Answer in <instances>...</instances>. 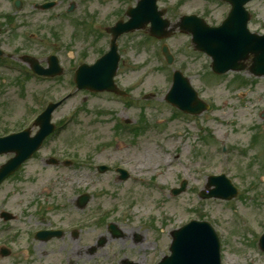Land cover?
Here are the masks:
<instances>
[{
	"label": "rangeland",
	"instance_id": "374dc122",
	"mask_svg": "<svg viewBox=\"0 0 264 264\" xmlns=\"http://www.w3.org/2000/svg\"><path fill=\"white\" fill-rule=\"evenodd\" d=\"M13 1L0 0V14L15 18L11 24H7L3 19L0 20V29L5 30L4 34L0 35L3 50L11 53L22 48L38 59H45L50 54H55L67 71L60 80L52 82L39 83L34 79L30 80L24 90L20 91L11 85L16 74L0 68V121L1 125L11 129L19 124L30 123L25 119L28 109L35 108L39 111L47 102L59 100L67 94L73 96L74 89L69 86L71 80L68 73L69 67L77 64L83 54H86L84 57L86 62H93L98 57L97 51L93 49V37L88 38L87 41L78 39L72 23L70 24L71 19L78 20L80 16H83L91 23L95 15L97 20L111 23L115 16L122 14V10L127 5V2L122 0H62L59 7L48 13H42L35 11L31 6L36 1L44 0H23L25 5L23 4L20 11L15 10ZM70 3L75 6L74 14L64 19L61 13L69 7ZM159 7L167 10L165 17L170 22L177 21L182 14H190L194 11L203 13L208 7H212L215 14L222 12L221 8L208 4L207 0H159ZM251 8L260 13L261 27H258V30L261 32L264 30V0H257ZM21 21L27 22L26 25L20 24ZM38 29H40L42 41L31 43L28 41L29 33ZM13 32L17 35L16 37L11 35ZM52 33L58 34V41ZM140 34L143 35V33ZM133 35L121 40L117 84L131 88L129 95L131 94V97L137 101L144 102L140 107L145 110L144 118L149 119V121L146 119V134L135 136L132 140L128 135H120L117 141L114 140L117 136L114 131V119L135 123L138 121L139 112L116 103L114 100L117 99L109 95L96 94L83 99L82 94H75L56 111L54 121L60 122L61 128L57 133L58 137L44 149L42 154H47L50 149L57 147L64 153L78 155L76 162L80 163V168L73 173V177L79 175L82 183H89L90 178L93 177L92 174L90 177V166L87 164L90 156L95 164H111L118 163L122 159L129 160L126 165L131 167L135 175L142 179L154 176L156 182L166 183L165 186L142 188L133 183H118L115 176L106 175L96 178L99 183L95 182L93 185L97 189L89 190L91 191L89 193H94L101 207L109 205L110 208L123 209L125 205L131 204L128 202H133V209L138 210L137 215L144 220L149 218V214L155 215L158 219L156 226L154 221V226L149 228L150 231H148V225L140 230V233L145 236L142 242L149 244L148 252L152 256H148L145 264H154L166 251L165 244H170V230L190 221L194 216L193 210L197 207H200L201 215L215 225L222 237L227 236L223 257L225 264H264L263 254L247 247L243 248L246 243L240 232L231 233L236 214L248 216L251 223L257 226L258 231L264 230V181L262 180L264 176L255 177L253 172H258L255 168L248 170L253 153L250 146H247L256 133L264 139V133H260L261 127H264V121L259 119L258 114L264 111V78L263 80L252 79L247 72L241 73L242 78L250 81V84L239 87L237 83L233 84L225 80L235 76L234 74L215 77L210 71V60L191 49L189 37L181 35L178 31L173 33L172 37L165 42L176 62L172 69L181 70L204 101L210 102L216 109L209 110L197 119L207 128V134H211L209 139L211 138L212 141L198 143V140L194 139L197 138L196 132L195 135L190 134L186 139L173 143L170 140V133L185 125L181 120L171 122L167 107H156L157 104L164 103L161 93L167 86V79L171 77L172 70L165 67L166 64L159 51L162 40L150 39L149 42L144 38L146 41L142 43L140 37L137 39L135 36L137 34ZM96 48L99 50L98 45ZM103 49L104 47H101V50ZM162 67L165 68L161 70ZM42 94H46L47 98L44 100L46 102L37 105L34 96ZM242 96L245 99L241 102ZM174 113L175 116L180 115L176 110ZM73 116H77L76 122L66 127L62 126V122L70 121ZM154 123L160 126V131H156L155 128L149 130ZM157 132L162 133L158 136ZM156 140L160 141L159 145H154ZM255 140L258 144L260 143V137L256 136ZM121 141L124 142L125 148L119 151L116 142ZM258 144L255 145L256 165L264 170V143ZM222 145L232 146V156L221 157V154H218L217 148ZM245 149L249 151V158L248 155L247 158L240 156V152H244ZM175 150L178 153L177 159L173 156ZM200 150L202 156H197ZM2 160L0 158V161ZM144 164L151 168L142 169ZM195 166H204V168L197 170ZM212 174H225L235 186L242 185L244 188L249 186L251 189L247 192L246 201L237 200L231 208L227 203H219L215 200H198L197 194L204 189L206 177ZM41 178L44 184L49 185L50 180L54 178V173L48 171L47 174H42ZM177 178L189 181L190 188L175 199L169 196L165 189L178 187ZM253 183L256 184L254 188H252ZM34 186L22 187L33 188ZM11 190H16L15 200L20 199V191L12 183L2 188V195H7ZM260 220L261 222L257 224ZM163 224H165L164 228ZM159 230L167 236V240L160 241L156 250V246L153 245V233ZM246 238L250 246L257 247L259 238L252 230L248 229Z\"/></svg>",
	"mask_w": 264,
	"mask_h": 264
},
{
	"label": "flooded vegetation",
	"instance_id": "af4514ba",
	"mask_svg": "<svg viewBox=\"0 0 264 264\" xmlns=\"http://www.w3.org/2000/svg\"><path fill=\"white\" fill-rule=\"evenodd\" d=\"M215 2L222 12L214 15L208 8L204 13L214 28L228 18L231 9L228 2ZM249 4L234 23L246 18L247 28L252 29L259 14L250 12ZM231 26L235 31L240 28L237 24ZM18 64L16 72L30 73L20 60ZM7 161L4 158L0 166ZM64 164L55 152L35 154L0 186V264H143L149 246L142 245L145 236L140 230L146 228L142 220L115 219V214L103 212L94 197L85 205L79 198L93 183L83 185L72 178L65 173ZM69 164L75 171V165ZM48 169L55 175L49 185L41 178ZM9 183L18 187L20 199L15 200L16 190L2 195V188ZM28 185L35 186L22 187Z\"/></svg>",
	"mask_w": 264,
	"mask_h": 264
},
{
	"label": "water",
	"instance_id": "95a60500",
	"mask_svg": "<svg viewBox=\"0 0 264 264\" xmlns=\"http://www.w3.org/2000/svg\"><path fill=\"white\" fill-rule=\"evenodd\" d=\"M144 23L146 22H140V19L138 18L137 21H134L130 25L127 24L126 26H118V28L115 30L116 35H119L122 32H127L128 30H131L133 28H138ZM187 23L188 22L183 21L180 25V28L186 29L188 32L192 33L195 39L194 42L198 44L201 50L207 52L211 56L213 60L212 70L215 73H226L229 71V69L239 71L240 68H238V63L241 59L247 57V54L249 53H252L254 55L253 67H258L260 69L264 65V36L256 43H254L255 37H253V41L251 43H248L246 41V37L243 35V33H241L239 36L240 41L235 43L231 41V37H229V34L228 36L224 37L221 29L208 33L206 30L202 31L196 26H194V29H191L190 27L184 28ZM167 25L168 24L166 21H160L158 25L153 22V26L151 28L153 31L152 34L156 36L157 34H161ZM206 38L207 40H205ZM175 77L181 78L178 73L175 75ZM53 107H55V105L49 107L46 113L43 114L37 122H41L43 118H46L48 120ZM44 130L45 128L43 129V131ZM19 136L9 138V140L12 139L11 141H16L19 138L22 141L27 140L26 136ZM0 142L3 143L5 141ZM18 146L25 148V152H28L30 148L32 149V147H34L32 143L28 144L26 142H21ZM25 152L21 153V155L19 156L20 159L25 157V155H23ZM188 229L185 232L181 233V235L173 239L176 242L174 241L173 243V248L175 246V256L172 263L218 264L217 242L216 239H214L213 235L210 236L207 230L199 226L192 225L189 226ZM179 239L182 241L180 242ZM182 245H184V248L179 250V247H181Z\"/></svg>",
	"mask_w": 264,
	"mask_h": 264
}]
</instances>
